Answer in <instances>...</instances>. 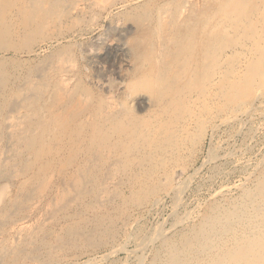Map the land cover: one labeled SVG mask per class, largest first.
Listing matches in <instances>:
<instances>
[{
	"label": "rangeland",
	"instance_id": "1",
	"mask_svg": "<svg viewBox=\"0 0 264 264\" xmlns=\"http://www.w3.org/2000/svg\"><path fill=\"white\" fill-rule=\"evenodd\" d=\"M263 178L264 0H0V264H213Z\"/></svg>",
	"mask_w": 264,
	"mask_h": 264
},
{
	"label": "bare ground",
	"instance_id": "2",
	"mask_svg": "<svg viewBox=\"0 0 264 264\" xmlns=\"http://www.w3.org/2000/svg\"><path fill=\"white\" fill-rule=\"evenodd\" d=\"M30 9V8H29ZM33 9V8H32ZM40 9V8H39ZM47 10V9H46ZM49 10V9H48ZM45 16V15H43ZM164 64V63H163ZM179 66V65H178ZM161 80V79H160ZM264 179V178H263ZM262 180V179H261ZM257 194V193H255ZM253 194V195H255ZM248 201V200H247ZM239 204V203H238ZM247 210V209H246ZM264 210V205L262 203H257L256 206L250 207L247 210V213H245V221L248 222L250 228L247 226L245 227V233L246 230H249L247 236L244 237L243 242L239 241L237 239V236L235 239L238 241L235 246L236 248L233 250L225 251V254H219L220 258L218 259L217 256L214 257L213 264H228L227 261L231 262L230 264H264V218L262 221H258L255 218H257L256 214L260 213ZM234 211V210H233ZM242 212V211H241ZM240 213V212H239ZM264 214V213H263ZM239 215V214H238ZM244 216V215H243ZM215 217V216H214ZM218 217V216H217ZM230 217V216H228ZM234 217V216H233ZM232 217V219H233ZM241 217V216H240ZM243 218V217H242ZM231 219V220H232ZM241 219V218H240ZM260 219V218H259ZM256 220V221H255ZM233 221V220H232ZM216 223V222H215ZM228 223V222H227ZM231 223V222H230ZM213 225V224H212ZM226 226V224H225ZM242 226H244L242 224ZM211 227V226H210ZM226 229V228H225ZM244 229V228H243ZM228 230V228H227ZM252 231V232H251ZM193 233V232H192ZM203 233V232H202ZM222 233V232H221ZM212 236V235H211ZM209 237V236H208ZM243 237V235H242ZM225 239V238H224ZM235 240V241H236ZM232 242V241H231ZM230 244V243H229ZM178 245V244H177ZM178 247V246H177ZM209 248V247H208ZM207 249V248H206ZM211 249V248H209ZM220 252V251H219ZM190 253V252H189ZM209 255V254H208ZM214 256V255H213ZM225 256V257H224ZM177 257V256H176ZM211 258V257H210ZM198 259V258H197ZM213 259V258H212ZM231 259V260H230ZM179 260V259H176ZM227 260V261H226ZM212 261V260H211ZM210 261V262H211ZM223 261V262H222ZM178 263V261L176 262ZM208 264V263H207ZM210 264V263H209Z\"/></svg>",
	"mask_w": 264,
	"mask_h": 264
}]
</instances>
